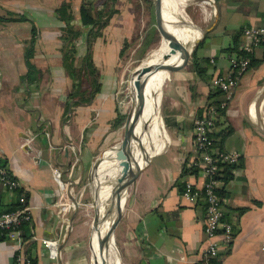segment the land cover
Returning a JSON list of instances; mask_svg holds the SVG:
<instances>
[{"label":"crops","instance_id":"0c3cea01","mask_svg":"<svg viewBox=\"0 0 264 264\" xmlns=\"http://www.w3.org/2000/svg\"><path fill=\"white\" fill-rule=\"evenodd\" d=\"M121 1L119 13L92 49L101 89L91 104L77 105L67 114L68 95L79 79L69 71L84 65L86 47L84 37L74 50L65 46V24L58 9L67 4L79 22L82 0L0 1V17L6 20L0 21V160L6 161L29 196L34 246L27 242L24 253L37 264H90V259L94 264L88 257L89 229L75 219L57 261L43 255L39 240L60 241L66 224L55 204L60 185L53 172L60 173L68 192L77 188L82 194L85 189L92 192L91 175L101 146L115 145L127 122L114 127L117 115H124L118 72L126 40ZM170 1L176 27L191 33L185 44L191 45V54L185 65L160 79L157 127L147 136L146 153L135 156L136 174L121 195L124 208L115 231L117 264H202L203 200L184 198L180 187L187 180L202 189L205 181L200 172L183 175L196 157L195 120L209 106L212 92L217 93L211 86L213 78L228 73L230 56L243 44V29L264 26V0H214L212 5L204 0ZM28 49H33L31 63L39 72L33 83L28 78ZM193 53L206 60L207 80L191 63ZM185 59L186 51H180L172 65L184 64ZM251 60L256 67L239 81L212 133L219 151L240 155L233 178L221 188L224 220L233 225L234 239L221 251L219 264H264V132L260 128L264 125V46ZM216 99L220 103L222 95ZM221 132L226 135L223 140ZM5 194V205L10 206L13 195ZM15 252L16 234H11L0 242V264H11Z\"/></svg>","mask_w":264,"mask_h":264},{"label":"built area","instance_id":"2783aa9c","mask_svg":"<svg viewBox=\"0 0 264 264\" xmlns=\"http://www.w3.org/2000/svg\"><path fill=\"white\" fill-rule=\"evenodd\" d=\"M204 3L212 5L214 0H204ZM243 39L239 51L230 56L228 73L214 77L211 82L212 88L222 95L218 105L221 110L228 107L239 81L249 71L251 56L264 44V26L244 28ZM220 116L217 107L209 105L205 112L195 120L193 143L196 157L189 163V166L190 168H198L199 172L204 175L205 181L202 189H199L194 184L184 180L182 192L184 198L193 202L202 199L205 204L204 242L201 247L202 264H219L221 251L228 248L234 239L233 225L224 220L225 204L219 194V190L224 184L218 177L221 176L222 165H237L240 155L221 152L216 148L212 133ZM53 176L60 185V191L63 192L67 185L66 188L61 185L60 173L54 171ZM0 186L10 193L15 190L23 191L19 200L21 208L0 215V239L6 240L11 234H16V252L12 256L11 264H33V259L24 253L27 243L21 234L22 225L32 221L31 207L25 198L24 187L8 167H0ZM62 211L59 215L64 218L67 209L62 207ZM61 214L64 215L61 216ZM39 241L44 249L43 255L45 257L54 261L60 258V241L52 238H42Z\"/></svg>","mask_w":264,"mask_h":264},{"label":"rangeland","instance_id":"374dc122","mask_svg":"<svg viewBox=\"0 0 264 264\" xmlns=\"http://www.w3.org/2000/svg\"><path fill=\"white\" fill-rule=\"evenodd\" d=\"M108 0H98L97 6L101 7L104 4L107 3ZM109 2V1H108ZM118 2V0H117ZM152 2L153 0H122L121 1V13H123V24L126 28V43L124 45V53L120 57V66H119V75H120V95H119V101L121 111L126 116V120L129 117V122H132L135 118V111L131 110V103H130V91H129V81L130 78L133 76V74L140 68L143 67L145 62L150 58V56L156 52L159 48L162 47V45L166 44L167 42L164 40H161L160 33L158 32L155 21L153 18V12H152ZM116 9L118 8V5L116 3L115 5ZM168 7L163 5V15L166 16L167 22L165 23L168 30L173 33L175 30L177 33H183V32H189V30L186 29H180L176 27L177 17L174 16V19H172L169 16L168 13ZM118 10V9H117ZM119 11V10H118ZM184 23V21L182 22ZM123 46V44H122ZM185 48L187 52L191 50V45H185ZM180 53V51L178 52ZM177 53V55H178ZM164 73L161 72L159 74L155 75V94L158 98V86L160 83V79ZM130 87L132 90V98H133V104L138 105L139 99L136 97L135 87L133 81L130 82ZM158 100V99H157ZM143 118H145V115L143 114L141 121L143 122ZM140 121V124L142 123ZM139 124V125H140ZM142 143L139 146L140 151L142 153H146L147 151V142L143 143V140H141ZM114 146V142H110L109 144H106L105 146H101L100 154H99V161L95 165L92 179V192H88V190H84V193L82 194L81 188H77L76 190H71V194L75 197V199L79 202V212L75 217V221L77 220L78 224H80L83 227L88 228V237H87V247H88V257L92 258L94 260H97L94 258L95 252H93L94 248H91V235L93 228L97 224V217L95 214V211L98 209V204H96L97 199V191L100 187V181L97 182V180L94 182L95 178L97 179V171L100 165V162L103 158V154L108 149L112 148ZM141 148L143 150H141ZM112 163H106L103 165L104 171L108 172L110 169ZM109 178V176H108ZM101 179V183L103 182V179ZM85 186L87 185V180L85 179L84 183ZM66 188V186H65ZM68 188V187H67ZM67 188L59 193L57 196V199L55 201V204H59V207L62 211V207L67 209V212L64 216V219L66 220V224H64V228L62 229V236L60 237V245H62L63 241L65 240L66 235L69 232L70 224H72V217L75 212L74 203L71 201V199L68 196V190ZM73 191V192H72ZM81 193H80V192ZM102 195V194H101ZM102 200V199H101ZM100 200V203H101ZM97 205V206H96ZM81 206V207H80ZM99 210V209H98ZM63 212V211H62ZM64 214H61V216ZM74 223V222H73ZM93 252V253H92ZM90 264H92V259H90ZM98 264V262H97Z\"/></svg>","mask_w":264,"mask_h":264},{"label":"trees","instance_id":"16d2710c","mask_svg":"<svg viewBox=\"0 0 264 264\" xmlns=\"http://www.w3.org/2000/svg\"><path fill=\"white\" fill-rule=\"evenodd\" d=\"M98 0H82L81 8H80V19L79 22L74 21V16L68 12V5L63 4L59 9L58 13L61 19L63 20L65 27L63 29L62 40L65 44L71 45V50H74L78 46V42L80 39L83 38V43L86 47V54L84 58V65L81 67H75L69 71V75L72 77H78V81L74 82L71 91L68 95V101L66 104V114L71 111V109L77 105H89L93 102L95 95L101 89V82H100V74L97 70L94 62H93V54L92 49L94 42L103 37V33L106 27L111 23V20L114 15L119 13L116 9L115 5L117 0H108L106 4L101 7L97 6ZM22 19V18H20ZM6 21L4 18L0 17V21ZM7 21H13L7 19ZM165 23L167 22L166 16H164ZM81 40V41H82ZM126 41L123 43V47L121 50V56L124 53V45ZM264 46V44L262 45ZM33 57V49H28L26 54V61L28 67V78L30 83H33L38 78V70L35 66L31 63V59ZM191 63L194 65L197 74L204 80H207V76L205 72L207 71V62L206 60H199L196 56V53L192 54ZM256 63L250 62V68L256 67ZM214 90V89H213ZM217 93H213L210 96V104L215 105L217 110L220 112V115L224 114V110H221L218 106L219 100L216 99V96L220 94L219 91L214 90ZM126 116L119 113L117 118L114 122V127H119L123 125L125 122ZM219 123V121L217 122ZM225 132H221L219 136H221V140L225 138ZM216 146V143H215ZM0 167L7 168V163L5 160H0ZM223 169L221 170V176L218 177L224 185H226L232 178H233V170L237 168L236 165H222ZM199 169L196 167L193 168H185L183 171V175L186 176L187 174H198ZM181 191L184 190V184H180ZM6 193H10L5 191L3 188H0V215L4 213H11L19 208H21L20 204V196L22 194V190H15L10 194L13 195V201L10 206L5 205V196ZM220 196H224L223 189L219 190ZM25 198L28 201L29 196L25 194ZM204 209L205 204L204 201L202 202ZM243 211H241L242 213ZM21 234L23 239L29 242L30 246H34V242H32L33 233L31 223L26 222L21 227ZM1 241H5V239H0ZM33 264H37L36 259L32 260Z\"/></svg>","mask_w":264,"mask_h":264},{"label":"bare ground","instance_id":"6f19581e","mask_svg":"<svg viewBox=\"0 0 264 264\" xmlns=\"http://www.w3.org/2000/svg\"><path fill=\"white\" fill-rule=\"evenodd\" d=\"M170 2H171L170 0H162L161 4L168 7L167 9L169 16L173 21L175 15L171 14L169 11L171 10ZM169 32L173 36H175V38L177 39L176 42H173L172 48L170 49H168V43H166L162 45V47L159 48L156 52H154L150 56V58L145 62L143 67L139 69L143 73H148L152 67H154L157 64H160L165 59V57L168 60L167 65L168 64L172 65V61L175 59L177 53L179 51H184L185 49L183 46L185 44H188V42L191 40L190 32L177 33L175 30L173 31V33L171 31ZM166 51L167 53H165ZM156 74H151L152 75L151 79L141 89L139 90L135 89L136 97L139 99V103L142 105V108H144L145 118H143V122L141 121L142 123L138 126L135 136H133L127 144V149L129 150V155L131 156L132 162H134L135 156H137L141 152L139 148V146L142 143L141 140H143V143H145L147 140V136L149 135V132L152 131L153 128H156L158 124L160 109L154 91ZM131 81H133L134 83L135 79L132 78ZM141 150L143 149L141 148ZM112 162L113 164L111 165L108 172L104 171L103 165ZM123 174H124V165L122 162H120L117 159L115 149L110 148L109 150L104 152L103 158L100 162L97 171V179L95 178L94 180V182L96 180L97 182L100 181V187L97 191V199H96V204H98L99 210L97 209L95 211L97 217V223L98 220L99 223H98V228L97 227L93 228L91 235L92 246L94 248L93 252H95L94 258L97 259V260L93 259L94 264H97V262L98 264H103V259H107L109 256L110 246L108 245V239H109L110 228L112 222L115 219H117L118 216L121 215L124 207L121 196L119 197L118 202L116 199L113 201L111 210L109 212V210L107 211V206L110 201L107 202V200L111 196V193L114 190H116V188L118 187V183L120 182V179L123 176ZM100 178L103 179L102 183ZM99 245L103 250L101 255H100ZM114 264H117L116 259Z\"/></svg>","mask_w":264,"mask_h":264},{"label":"water","instance_id":"95a60500","mask_svg":"<svg viewBox=\"0 0 264 264\" xmlns=\"http://www.w3.org/2000/svg\"><path fill=\"white\" fill-rule=\"evenodd\" d=\"M161 2H162V0H153V2H152L153 18L155 21L156 28H157V30L160 33V36L162 38L161 40L166 41L168 43V49H170V48H172L173 42H176L177 39L175 38V36H173L169 32V30L165 24L163 15L161 13ZM181 46H182V44H181ZM183 47L186 51V59H185L184 64H181V65H170V64H168L167 65L168 60L165 57V59L160 64H157L154 67H152L148 73H143L141 70L138 69L133 74V76L130 78V81L132 78L135 79V82H134L135 89L139 90L144 85H146L152 77L151 74H156V73L159 74L161 72L168 74L169 72L178 70L183 65H185L189 60L191 52L190 51L187 52L185 45ZM167 51L165 53H167ZM130 81H129V91H130L131 110L135 111L136 113H135V118L132 122L128 121L129 117H130V114H129V117H128L127 122H126L125 127H124V130H123L121 136L118 138L116 144L113 146V148L115 149V152H116L117 159L120 162H122L124 165V176H123V179L120 182V185L118 186V188H116V190H114L111 193V196L107 200V202L110 201L108 206H107V211L109 210V212L111 210L113 201L116 199L118 202L119 197H121V195H123L127 192V189L129 187V185L131 184V181L133 180V178L136 174V172H133V164H132L133 162H132L131 156L129 155V150L127 149V144L130 141V139L136 134L137 128H138L140 121H141V118L144 114V108H142V105L140 103H138V105L133 104ZM260 128L264 132V125L263 124H261ZM24 138L28 139L26 136ZM94 168H95V166H94ZM72 183L73 182H70V184L73 186ZM68 196L71 199V201L74 203V207H75V212H74V215L72 217V221H73L75 219L76 215L78 214V211H79V202L71 194V191L68 192ZM120 216H118V218L112 222L110 232H109V239H108V245L110 246V248H109L110 252H109L108 258L103 259V264H114L115 263L116 252H117L116 240H115V231H116V227H117V224L119 222ZM98 223H99V220H98ZM98 223L95 226L97 228H98ZM71 225L72 224H70V228H71ZM100 225H101V223H100ZM97 228H95V229H97ZM65 244H66V242L64 241L62 246H60V249H59L60 252H61V249L64 247ZM99 249H100V255H101L103 250H102L100 245H99Z\"/></svg>","mask_w":264,"mask_h":264}]
</instances>
